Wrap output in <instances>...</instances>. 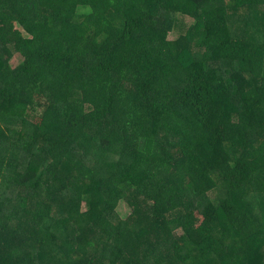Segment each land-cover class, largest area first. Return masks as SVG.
<instances>
[{
    "label": "trees",
    "instance_id": "trees-1",
    "mask_svg": "<svg viewBox=\"0 0 264 264\" xmlns=\"http://www.w3.org/2000/svg\"><path fill=\"white\" fill-rule=\"evenodd\" d=\"M177 14L194 23L169 39ZM263 14L264 0H0L7 257L264 264Z\"/></svg>",
    "mask_w": 264,
    "mask_h": 264
},
{
    "label": "rangeland",
    "instance_id": "rangeland-1",
    "mask_svg": "<svg viewBox=\"0 0 264 264\" xmlns=\"http://www.w3.org/2000/svg\"><path fill=\"white\" fill-rule=\"evenodd\" d=\"M244 11H237L235 13V15L238 17H242L243 15H245L243 13ZM264 15V14H263ZM261 18V16H260ZM174 22V26L171 29V31L169 32V39H175L178 37V35L183 31V29H186L187 26H189L190 24L194 23V20L192 18L189 17H184V16H180V15H175L173 17ZM244 24V23H243ZM256 26H254V28H260L262 26H264V18L259 19V22L257 24H255ZM244 26V25H243ZM247 29H248V33L254 34L253 30H252V26H248L247 25ZM18 57H15L13 59L12 64L15 65L18 63ZM139 202V206L137 207V212L141 218V220L146 224V226H150L149 224H153L154 221L153 219L150 217V211L147 208L146 202L138 199ZM130 205L128 203H126L125 201H121L116 209L118 215H120L121 217H126V215L129 213L130 211ZM167 218V217H166ZM175 233H177V235H179L181 232L178 230ZM11 237L13 236H0V264H16L15 263V259L12 258H8L6 253L8 251V244L12 243ZM20 239V238H19ZM15 241H17V239H15ZM22 241V240H20ZM148 260L150 261L151 259L148 258ZM147 264H153L152 262H147Z\"/></svg>",
    "mask_w": 264,
    "mask_h": 264
}]
</instances>
